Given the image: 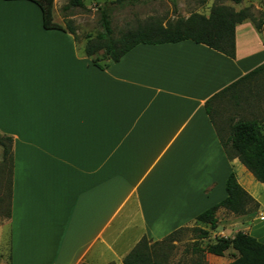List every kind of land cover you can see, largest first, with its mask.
<instances>
[{"label": "crops", "instance_id": "1", "mask_svg": "<svg viewBox=\"0 0 264 264\" xmlns=\"http://www.w3.org/2000/svg\"><path fill=\"white\" fill-rule=\"evenodd\" d=\"M10 18L26 25L7 29L0 17L8 264H122L143 237L201 225L230 172L257 198L264 184L226 158L205 103L264 64V31L239 25L233 59L183 41L137 45L100 70L68 32L43 29L40 16ZM22 247L36 255L20 258ZM176 248L167 264L235 256Z\"/></svg>", "mask_w": 264, "mask_h": 264}, {"label": "trees", "instance_id": "2", "mask_svg": "<svg viewBox=\"0 0 264 264\" xmlns=\"http://www.w3.org/2000/svg\"><path fill=\"white\" fill-rule=\"evenodd\" d=\"M17 1V0H4ZM34 3L41 12L42 27L45 30L66 31L75 37V30L67 25L65 28L53 23V0H25ZM119 3L123 0H117ZM240 4L243 0H217ZM70 6L79 7L81 0H70ZM99 26L101 32L93 38H88L83 46L84 55L98 69H106L110 63H118L121 57L137 45H162L190 41L194 44L208 47L228 58L235 57V28L250 19L247 10L234 11L225 6H212L208 16L191 14L188 18H178L174 22L163 25L152 21L134 30H128L117 39L111 37V12L104 8L100 11ZM259 31L264 25H256ZM264 74V64L258 66L230 86L214 95L205 103V110L211 122L215 124L217 136L224 154L228 160L238 159L240 164L253 176L264 184V115L259 119L236 120L227 129L223 137V129L217 126L214 112L210 105L226 93L235 92L237 87L254 80ZM10 140L0 136V146L3 154H10ZM225 198L215 206L197 215L195 221L214 231L217 228L216 212L223 209L231 216L242 218L257 212L259 204L240 185L233 172H230L224 184ZM190 231L194 235L193 242L187 246L193 252L202 256L208 254L222 257L225 252L232 250L235 256L229 264H264V243L259 242L248 233L236 232L231 238H217L214 243L201 246L200 242L208 238V231L201 228H180L159 241L141 238L123 258L122 264H167L176 243L184 232ZM195 264H202L198 258Z\"/></svg>", "mask_w": 264, "mask_h": 264}, {"label": "rangeland", "instance_id": "3", "mask_svg": "<svg viewBox=\"0 0 264 264\" xmlns=\"http://www.w3.org/2000/svg\"><path fill=\"white\" fill-rule=\"evenodd\" d=\"M69 1L53 0V10H51L53 23L63 28L70 25L75 30L76 43L81 51H83V46L89 37L93 38L102 31L99 20L100 11L104 8L111 12V37L113 39H117L123 32L134 30L152 21H158L165 25L168 22H174L178 18L186 19L191 14L208 16L212 6H225L234 11L247 10L250 19L242 24H248L247 26L254 30H256V25L261 27L264 25V0H243L237 5L217 0H123L120 3L117 0H81L82 5L79 7L70 6ZM27 6V2H22L20 5H5L0 1V17L9 18L2 25L7 29L26 25L18 22L13 24L10 17L31 16L35 18L40 16L41 18L38 7L33 4ZM262 31L264 29L259 30V32ZM233 91L235 92L226 93L210 105L215 113L214 120L220 125L217 126L223 129L224 138L228 126L232 122L260 119L264 115V74ZM3 150L4 148L0 146V264H8L9 228L2 223L6 222L7 212L9 211L7 191L9 159L3 154ZM260 186L255 199L259 204L257 212L241 219L231 216L223 209H219L215 215L218 222L214 231L209 230L206 225H198L199 228L208 231V238L200 244L214 243L217 238L221 237L230 238L238 230L244 231L264 243V221L260 220V217L264 216V185ZM192 227H195V225L193 224L188 228ZM193 239L194 235L190 231L184 232L179 242L176 243V249L179 251L187 249ZM36 250L37 248L22 247L18 252L19 257L32 258L36 255Z\"/></svg>", "mask_w": 264, "mask_h": 264}]
</instances>
